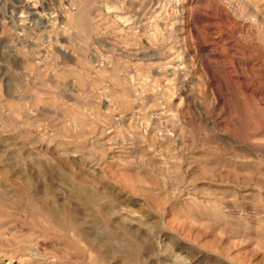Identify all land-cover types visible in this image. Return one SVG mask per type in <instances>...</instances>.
Listing matches in <instances>:
<instances>
[{
    "label": "rangeland",
    "instance_id": "1",
    "mask_svg": "<svg viewBox=\"0 0 264 264\" xmlns=\"http://www.w3.org/2000/svg\"><path fill=\"white\" fill-rule=\"evenodd\" d=\"M0 264H264V0H0Z\"/></svg>",
    "mask_w": 264,
    "mask_h": 264
},
{
    "label": "bare ground",
    "instance_id": "2",
    "mask_svg": "<svg viewBox=\"0 0 264 264\" xmlns=\"http://www.w3.org/2000/svg\"><path fill=\"white\" fill-rule=\"evenodd\" d=\"M185 66V65H184ZM161 103H163V102H161ZM164 105V104H163ZM122 113H125V112H123V111H121ZM121 114V113H120ZM121 116H123L122 114L120 115V117ZM147 127V126H146ZM158 127V126H157ZM160 127V126H159ZM147 129H148V127H147ZM152 129V128H151ZM155 129V128H154ZM103 131V130H102ZM105 131V130H104ZM147 131V130H146ZM166 132V131H165ZM156 134L157 135H160V137L163 139V138H165L166 136H167V132H166V134L164 133V131H162L161 132V129H157V132H156ZM156 134H154L155 136H156ZM169 137H171V134H170V136ZM168 138V137H167Z\"/></svg>",
    "mask_w": 264,
    "mask_h": 264
}]
</instances>
